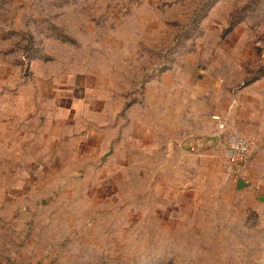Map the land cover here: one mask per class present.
Masks as SVG:
<instances>
[{
    "label": "rangeland",
    "instance_id": "rangeland-1",
    "mask_svg": "<svg viewBox=\"0 0 264 264\" xmlns=\"http://www.w3.org/2000/svg\"><path fill=\"white\" fill-rule=\"evenodd\" d=\"M256 80L264 0H0V264H264L200 145Z\"/></svg>",
    "mask_w": 264,
    "mask_h": 264
},
{
    "label": "crops",
    "instance_id": "crops-1",
    "mask_svg": "<svg viewBox=\"0 0 264 264\" xmlns=\"http://www.w3.org/2000/svg\"><path fill=\"white\" fill-rule=\"evenodd\" d=\"M233 67L226 68V65L222 67V70H236L239 65H232ZM208 71V70H207ZM263 81H254L250 85L243 86L235 91L233 106L230 108L223 105L220 106L217 113L223 117L230 127H234L245 135L251 145V151L247 162L238 169L240 176L237 177L235 183L239 189H244L251 193L254 201L264 204V110L260 104H264L261 101L264 96L259 95V91H255L256 84ZM227 79L222 81L224 89L232 86ZM227 94V92L225 93ZM231 103V101H229ZM207 124H204L202 134L207 136L206 139L197 140L202 144H212L216 142L215 136L212 133L214 127V121L211 117H206ZM161 125V111L159 114ZM162 126V125H161ZM209 134V135H205ZM212 134V135H210ZM199 135V134H197ZM202 135V137H204ZM189 138V137H188ZM258 205V204H257Z\"/></svg>",
    "mask_w": 264,
    "mask_h": 264
},
{
    "label": "built area",
    "instance_id": "built-area-1",
    "mask_svg": "<svg viewBox=\"0 0 264 264\" xmlns=\"http://www.w3.org/2000/svg\"><path fill=\"white\" fill-rule=\"evenodd\" d=\"M211 119L214 121L213 135L220 147L219 157L238 170L247 162L251 151L248 138L230 127L219 114H212Z\"/></svg>",
    "mask_w": 264,
    "mask_h": 264
}]
</instances>
